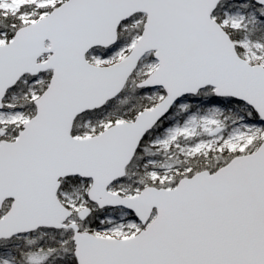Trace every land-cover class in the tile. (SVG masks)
Here are the masks:
<instances>
[{
    "label": "snow or ice",
    "instance_id": "obj_1",
    "mask_svg": "<svg viewBox=\"0 0 264 264\" xmlns=\"http://www.w3.org/2000/svg\"><path fill=\"white\" fill-rule=\"evenodd\" d=\"M0 264H264V0H0Z\"/></svg>",
    "mask_w": 264,
    "mask_h": 264
}]
</instances>
